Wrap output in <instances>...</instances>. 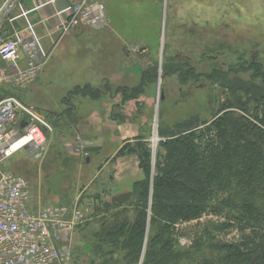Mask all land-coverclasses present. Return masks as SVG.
I'll return each mask as SVG.
<instances>
[{
	"label": "rangeland",
	"instance_id": "rangeland-1",
	"mask_svg": "<svg viewBox=\"0 0 264 264\" xmlns=\"http://www.w3.org/2000/svg\"><path fill=\"white\" fill-rule=\"evenodd\" d=\"M156 2H128V14L134 22L129 24L121 17L112 20L125 40L119 41L111 34L99 39L94 33L89 34L97 30L85 26L78 33L70 31L62 40L60 37L50 50L46 78L51 82L47 88L33 85L31 89L17 90L5 86L8 93L33 106L47 119L53 114L48 107L67 108L70 103L76 107L71 114L63 109L59 120L50 118L52 130L47 132L41 150L17 152L4 161L3 168L28 180L33 208L72 202L79 196L77 203L83 207L85 219L71 235L72 257L79 264H131L124 259L123 251L107 255L103 243L101 250L96 249L101 243L97 235L99 219L106 216L104 205L94 197L97 185H115V174L122 188L132 183L134 189L132 179L143 172L140 158L133 152L140 147L121 154L127 148L126 141L120 140L116 122L111 118L126 116V123L120 127L136 125L149 144L156 122L157 144L162 139L158 128L169 131L193 118L199 122L210 120L223 96L228 95V91H221L218 80L197 74L211 73L215 66L227 70L248 62L258 63L264 70V0H162L159 20ZM140 5L146 15L155 7L153 13L158 23L138 24L148 20L146 15L141 16V8L137 7ZM167 63L191 66L194 72L190 81L183 80L178 72L162 77ZM152 68L156 69L155 80L142 82V70ZM250 72L253 71L238 76L247 79ZM233 77L228 74V78ZM101 80L107 85L95 87ZM101 136L106 138L105 147L101 153H91L89 165L82 158L80 146L90 148L92 140L96 143ZM107 153H115L119 161L114 158L106 164L103 157ZM94 213L100 216L91 217ZM129 216H133V210ZM177 239L181 246L191 241L181 235Z\"/></svg>",
	"mask_w": 264,
	"mask_h": 264
},
{
	"label": "trees",
	"instance_id": "trees-1",
	"mask_svg": "<svg viewBox=\"0 0 264 264\" xmlns=\"http://www.w3.org/2000/svg\"><path fill=\"white\" fill-rule=\"evenodd\" d=\"M174 72L189 82L194 71L167 63L162 77ZM156 75L142 70V82ZM198 76L218 80L228 95L210 120L158 128L153 161L143 133L125 142L121 154L140 147L133 152L143 177L110 201L94 194L106 212L97 250L123 251L131 264H264V70L248 62ZM180 235L189 244L179 245Z\"/></svg>",
	"mask_w": 264,
	"mask_h": 264
},
{
	"label": "built area",
	"instance_id": "built-area-1",
	"mask_svg": "<svg viewBox=\"0 0 264 264\" xmlns=\"http://www.w3.org/2000/svg\"><path fill=\"white\" fill-rule=\"evenodd\" d=\"M67 1L69 14L57 25L59 38L80 26H107L99 0ZM16 6L17 0L0 2V85L24 90L41 74L51 51L41 53L32 37L4 34L5 20ZM51 130L50 119L33 106L8 92L0 94V264H79L71 253V235L85 219L79 196L33 208L28 180L3 168L17 152L41 150Z\"/></svg>",
	"mask_w": 264,
	"mask_h": 264
},
{
	"label": "crops",
	"instance_id": "crops-1",
	"mask_svg": "<svg viewBox=\"0 0 264 264\" xmlns=\"http://www.w3.org/2000/svg\"><path fill=\"white\" fill-rule=\"evenodd\" d=\"M1 1H3V0H0V2ZM99 1L105 7L104 10H105V14L108 18V25L102 29L97 30L96 32H90V33L87 32V33H89V34L94 33V36L98 37L99 39H104L102 37L108 36L111 34V36L114 35L115 37H117V39L119 41L125 40V38L122 37L120 32H118V30H116V27L114 26V23H112V20L117 18V17H121L123 20L126 19L124 22H127L129 24L134 22V20L131 19L132 16H130V14H128L130 8H129V6H127L128 2L130 3L131 1H134V0H99ZM143 1L144 0H135V2H140L142 4H143ZM160 2H162V0H158L159 4L156 2V4H157L156 5V11H157V17H158L157 19L158 20H159V16H160L159 15V9L161 7ZM69 7H70V4L67 0H17V6L15 7V9L11 12V14L5 20V23L3 26V32L5 35L11 36V37H15L17 35H21L23 38H31L32 37L37 41L38 49L41 53L44 54V53L50 52V50H52L54 45L60 39L62 40L64 37H66V35H65L64 37L59 39L58 31H57V25L59 24V22L62 19L66 18L68 16ZM137 7L141 8L140 11H141L142 15L141 14L140 15L143 16V18H144L146 15V13H143L144 8H142L141 5L137 6ZM151 12L155 13V7H154V11L153 10L151 11V9H149L148 13L150 14V16H149V14L146 15L148 20L143 21V22L140 21L138 24L147 25L146 23H148V24L158 23V21H155L156 15H154V13L152 15ZM161 16H162V14H161ZM152 18H153V22L151 20ZM82 27H84V26H80V27L76 28L74 30V32L76 31L78 33V31L80 29L82 30ZM146 37L147 36H145V38ZM48 67H49V65L47 63L45 65L43 71L41 72V74L38 76V78L28 87L29 89H31V86H33V85H34L33 88H35V87L36 88L40 87L42 89L47 88L48 84H50V82H51L50 80H48L49 77L46 78ZM100 84L106 86L107 82L101 80L98 83V85H96L95 87H98ZM5 86L6 85H0V94L7 92L8 89L5 88ZM118 86H124V85L118 84ZM104 94H106V93H104ZM62 98L63 97H61L60 99H62ZM112 98L114 100V97H112ZM68 105H69V107H67V108H58V109H52V108L46 106L49 108L48 111L53 113L48 119H50V118L54 119L53 115H55V114H57V116L60 118V116L63 115L60 113L61 111H63V109L68 110V112L71 114L72 111H74L76 109V107L73 106V104H71V103ZM58 113L60 114V116L58 115ZM106 117H109V113L107 114ZM55 118H56V116H55ZM125 118H126V116H124L123 119L121 116L111 118L113 122H116L117 129L119 131L120 140L125 142L129 139H132L133 137H136L139 133L145 134L141 130L139 131L137 129L136 125L131 126L130 128H127V129L120 127L122 123H126L127 120ZM128 120L130 122L132 121L133 123L131 122V124L134 125L133 120H130L129 118H128ZM87 139L90 140L89 138H87ZM109 141L110 140H108V143H109ZM95 142L96 143H94V141L92 140L93 146H90V148H88V147H86V145H84L85 149L82 151V153L84 152V154H86L85 160L88 164H90V162H92L91 153H101V148L105 147L106 138L101 136ZM83 143H84V141H83ZM87 143H88V141H87ZM116 147L114 149L115 152L118 149ZM114 158H115V153H113V154L107 153L103 157V159L106 160V162H105L106 164H108L109 160L111 161ZM116 159H117V161H119L120 157H116L114 160H116ZM112 176H113V178L115 177V181H116L115 185L108 182V183H106V186H103V187L100 184H98L97 185L98 189L97 188L95 189L101 195L102 200L110 201L113 196L131 191V184L132 183L127 188H122V184L118 183V181L116 179V175L112 174ZM112 176H111V180H112ZM142 177H143V173L139 174L134 179H132V182H136V181L140 180ZM107 185H108V187H107Z\"/></svg>",
	"mask_w": 264,
	"mask_h": 264
},
{
	"label": "water",
	"instance_id": "water-1",
	"mask_svg": "<svg viewBox=\"0 0 264 264\" xmlns=\"http://www.w3.org/2000/svg\"><path fill=\"white\" fill-rule=\"evenodd\" d=\"M156 128H157V124H156V122H154V124H153V135H154V137L152 138L153 142H155V140L157 138V136H156ZM153 151H154V146H153Z\"/></svg>",
	"mask_w": 264,
	"mask_h": 264
},
{
	"label": "bare ground",
	"instance_id": "bare-ground-1",
	"mask_svg": "<svg viewBox=\"0 0 264 264\" xmlns=\"http://www.w3.org/2000/svg\"><path fill=\"white\" fill-rule=\"evenodd\" d=\"M90 164H91V162H90ZM90 164H89V165H90Z\"/></svg>",
	"mask_w": 264,
	"mask_h": 264
}]
</instances>
